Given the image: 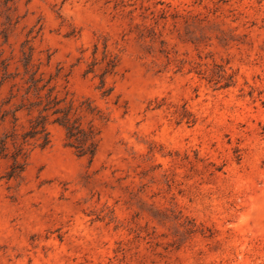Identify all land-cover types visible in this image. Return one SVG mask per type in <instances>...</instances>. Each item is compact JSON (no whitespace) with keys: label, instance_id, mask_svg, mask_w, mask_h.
<instances>
[{"label":"rangeland","instance_id":"obj_1","mask_svg":"<svg viewBox=\"0 0 264 264\" xmlns=\"http://www.w3.org/2000/svg\"><path fill=\"white\" fill-rule=\"evenodd\" d=\"M27 42L106 118L92 160L52 125L0 162V264H264V0H0V69Z\"/></svg>","mask_w":264,"mask_h":264},{"label":"trees","instance_id":"obj_2","mask_svg":"<svg viewBox=\"0 0 264 264\" xmlns=\"http://www.w3.org/2000/svg\"><path fill=\"white\" fill-rule=\"evenodd\" d=\"M166 13L164 9L162 14ZM20 63L15 71H11L8 61H3L0 69V162L9 163L7 180L22 176L34 149H45L50 145L49 129L52 125L64 129L66 145L79 157L92 160L101 134L94 122L96 119L105 120L104 113L90 99L77 103L66 88L62 95L55 83L59 72L47 73L35 60L34 49L29 42L22 46ZM94 66L95 63L90 64L85 74H95ZM109 67H115L113 60L109 61ZM109 72L107 69L96 75L100 80L97 89L102 99L109 98L113 92L106 83ZM189 73L203 77L218 90L235 84L234 75L227 74L225 67L218 64L210 72L198 65Z\"/></svg>","mask_w":264,"mask_h":264}]
</instances>
